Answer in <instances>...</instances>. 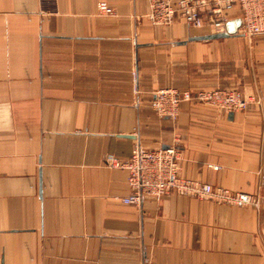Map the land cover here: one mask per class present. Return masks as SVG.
Masks as SVG:
<instances>
[{
	"label": "crops",
	"instance_id": "crops-1",
	"mask_svg": "<svg viewBox=\"0 0 264 264\" xmlns=\"http://www.w3.org/2000/svg\"><path fill=\"white\" fill-rule=\"evenodd\" d=\"M149 8L0 0V264H264V33L190 41L212 33L153 26ZM214 88L248 108L183 102L172 120L150 106L160 89ZM135 143L177 147L180 177L258 207L175 192L124 204L127 173L105 160Z\"/></svg>",
	"mask_w": 264,
	"mask_h": 264
},
{
	"label": "built area",
	"instance_id": "built-area-1",
	"mask_svg": "<svg viewBox=\"0 0 264 264\" xmlns=\"http://www.w3.org/2000/svg\"><path fill=\"white\" fill-rule=\"evenodd\" d=\"M235 8L240 11L237 33L248 38L264 33V0H150L146 19L158 27H167L180 20L189 29L206 28L212 34H219L225 31V24L231 20L229 15ZM97 11L113 15L112 9L105 3L97 4ZM183 102L206 104L227 114L243 112L248 108V101L238 91L223 88L193 93L160 89L153 93L150 106L158 117L174 120ZM178 160L179 151L175 146L146 150L135 143L127 160L109 155L105 161L108 167L127 173L126 184L130 194L122 199L126 205L139 206L145 198L159 200L175 192L232 207H258L259 202L252 195L180 177ZM142 264L155 263L145 260Z\"/></svg>",
	"mask_w": 264,
	"mask_h": 264
},
{
	"label": "water",
	"instance_id": "water-1",
	"mask_svg": "<svg viewBox=\"0 0 264 264\" xmlns=\"http://www.w3.org/2000/svg\"><path fill=\"white\" fill-rule=\"evenodd\" d=\"M240 27V19L230 20L225 24V31L219 34H210L190 39V41H212L221 40L237 34ZM232 115V113H230Z\"/></svg>",
	"mask_w": 264,
	"mask_h": 264
}]
</instances>
